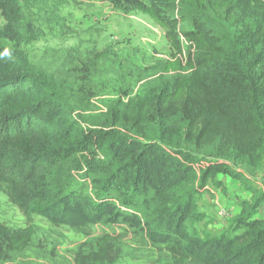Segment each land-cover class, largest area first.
<instances>
[{"label": "trees", "instance_id": "obj_1", "mask_svg": "<svg viewBox=\"0 0 264 264\" xmlns=\"http://www.w3.org/2000/svg\"><path fill=\"white\" fill-rule=\"evenodd\" d=\"M41 1L0 0V187L26 221L18 230L0 223V260L30 247L39 216L75 229L124 224L172 264H264V214L255 217L264 188L240 170L263 169L264 179V0H103L164 32L171 75L92 125L71 117L87 109L82 90L69 96L21 51L37 35L24 8ZM219 174L252 197L223 233L201 238L186 222ZM118 242L105 234L73 264H115Z\"/></svg>", "mask_w": 264, "mask_h": 264}, {"label": "rangeland", "instance_id": "obj_2", "mask_svg": "<svg viewBox=\"0 0 264 264\" xmlns=\"http://www.w3.org/2000/svg\"><path fill=\"white\" fill-rule=\"evenodd\" d=\"M24 11L37 35L23 44L21 51L34 71L63 90H71L69 96L75 97L82 90L87 109L79 108L71 114L81 124H95L108 108L143 97L150 87L171 75L163 70L171 60L164 32L141 13L124 14L103 0H42L27 4ZM189 29L186 23L180 25L181 31ZM182 44L186 55L189 44L183 39ZM240 170L254 184L264 185L263 169L254 171L242 166ZM79 186L81 182L73 189ZM85 193H91L88 186ZM199 195H195L198 216L201 209L211 208L210 202L202 201ZM0 223L11 230L26 227L24 217L8 201L2 187ZM196 223L186 222L192 234L206 237L209 233ZM32 225L36 234L30 247L9 260H0V264H73L76 253L90 250L105 234L119 237L115 264H172L162 245L121 223L75 229L55 227L34 216Z\"/></svg>", "mask_w": 264, "mask_h": 264}, {"label": "crops", "instance_id": "obj_3", "mask_svg": "<svg viewBox=\"0 0 264 264\" xmlns=\"http://www.w3.org/2000/svg\"><path fill=\"white\" fill-rule=\"evenodd\" d=\"M243 175L247 178L245 173ZM249 181L251 180L249 179ZM216 182V185L210 184L200 190L199 195L202 201H206L207 199L210 202L211 208L205 207L201 209L202 212L199 213L202 214L198 216V219H192L197 222L196 225L204 227L202 230L209 233H206L208 234L207 236H217L223 233L229 223L240 214L242 204L250 203L252 197L251 192L246 190L238 180L219 174L217 175ZM250 183L257 189L264 188L262 185L254 184L252 181ZM194 204L196 211H198L195 201ZM215 211L219 213L216 216L212 215ZM263 214L264 208L261 207L255 217L260 218Z\"/></svg>", "mask_w": 264, "mask_h": 264}]
</instances>
